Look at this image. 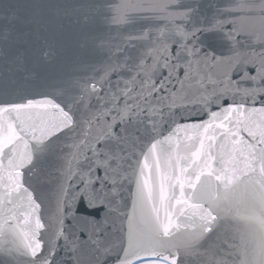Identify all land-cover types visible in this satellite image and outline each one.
Segmentation results:
<instances>
[{"label":"snow or ice","instance_id":"snow-or-ice-1","mask_svg":"<svg viewBox=\"0 0 264 264\" xmlns=\"http://www.w3.org/2000/svg\"><path fill=\"white\" fill-rule=\"evenodd\" d=\"M39 7L0 0V264H264V0H94L73 71Z\"/></svg>","mask_w":264,"mask_h":264},{"label":"water","instance_id":"water-1","mask_svg":"<svg viewBox=\"0 0 264 264\" xmlns=\"http://www.w3.org/2000/svg\"><path fill=\"white\" fill-rule=\"evenodd\" d=\"M22 4H37L34 10L24 9L33 18L31 38L46 41L53 49V60L66 71L78 67L84 43L89 38L91 27H85V13L94 0H20ZM120 0H110L115 5ZM113 29L117 26L113 25ZM113 35H116L114 30Z\"/></svg>","mask_w":264,"mask_h":264}]
</instances>
